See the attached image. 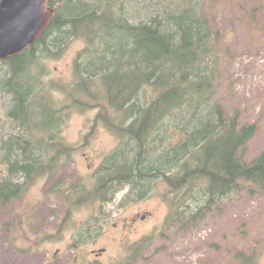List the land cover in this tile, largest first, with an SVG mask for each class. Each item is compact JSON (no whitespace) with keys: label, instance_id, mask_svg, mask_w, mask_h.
<instances>
[{"label":"trees","instance_id":"16d2710c","mask_svg":"<svg viewBox=\"0 0 264 264\" xmlns=\"http://www.w3.org/2000/svg\"><path fill=\"white\" fill-rule=\"evenodd\" d=\"M134 2L47 0L53 8L47 29L19 54L0 60L6 67L0 86L9 96L5 113L19 128L0 140V203L11 205L29 185L72 161L74 148L59 136L64 108L54 105L55 86L48 87L42 67L36 68L73 39L85 46L73 84L60 90L70 105L99 108L97 120L116 132L119 145L88 190L58 180L55 191L65 189L66 202L101 206L126 186L142 198L162 180L171 212L196 221L246 186L264 193V150L250 162L242 158L256 124L242 123L238 112L230 115L214 99L219 61L199 0H166L161 10L138 19ZM91 234L87 227L79 238ZM144 242L130 248L131 259L141 257Z\"/></svg>","mask_w":264,"mask_h":264},{"label":"rangeland","instance_id":"374dc122","mask_svg":"<svg viewBox=\"0 0 264 264\" xmlns=\"http://www.w3.org/2000/svg\"><path fill=\"white\" fill-rule=\"evenodd\" d=\"M165 2L135 0L134 17L157 12ZM199 2L219 61L214 99L230 115L238 112L242 123L257 126L242 156L250 162L264 150V0ZM84 46V40L73 39L56 57L41 58L36 68L42 67L47 86H55L54 105L64 108L59 136L74 152L56 175L32 183L11 205L0 203V264H242L243 258L264 264V193L253 186L217 200L196 221L171 212L162 180L142 198L126 186L101 206L73 205L65 201V189L55 191L58 180L69 188L71 183L90 188L95 171L119 145L116 132L97 120L99 108L70 105L60 90L73 84L75 60ZM5 69L0 61V78ZM8 105L0 86V140L19 132L6 116ZM87 227L92 237L79 238ZM143 241L144 253L131 259L130 248Z\"/></svg>","mask_w":264,"mask_h":264},{"label":"water","instance_id":"95a60500","mask_svg":"<svg viewBox=\"0 0 264 264\" xmlns=\"http://www.w3.org/2000/svg\"><path fill=\"white\" fill-rule=\"evenodd\" d=\"M52 14L47 0H0V60L35 43L47 29Z\"/></svg>","mask_w":264,"mask_h":264},{"label":"flooded vegetation","instance_id":"af4514ba","mask_svg":"<svg viewBox=\"0 0 264 264\" xmlns=\"http://www.w3.org/2000/svg\"><path fill=\"white\" fill-rule=\"evenodd\" d=\"M137 216H138V214H136V216L134 218H132V221H134L135 219H137ZM141 218L144 219V215L141 216Z\"/></svg>","mask_w":264,"mask_h":264}]
</instances>
